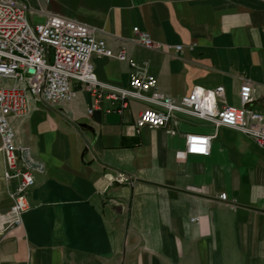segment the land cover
<instances>
[{
	"label": "crops",
	"instance_id": "obj_1",
	"mask_svg": "<svg viewBox=\"0 0 264 264\" xmlns=\"http://www.w3.org/2000/svg\"><path fill=\"white\" fill-rule=\"evenodd\" d=\"M24 1L32 24L55 15L95 28L167 97L222 87L218 106L239 107L249 82V108L264 116V0ZM134 27L158 48L134 43ZM91 65L98 81L128 86L127 62L93 56ZM74 88L72 102L30 101L11 119L17 143L45 170L34 176L21 225L0 236V264H264V148L181 113L167 127L174 135L136 133L139 113L159 107L129 100L122 114L106 112L104 92L88 114L92 95ZM187 134L212 137L209 155L176 160ZM4 169L0 152V213L14 187ZM121 176L127 181L116 182Z\"/></svg>",
	"mask_w": 264,
	"mask_h": 264
},
{
	"label": "built area",
	"instance_id": "obj_2",
	"mask_svg": "<svg viewBox=\"0 0 264 264\" xmlns=\"http://www.w3.org/2000/svg\"><path fill=\"white\" fill-rule=\"evenodd\" d=\"M28 14L24 0H0V152L5 163L3 180L14 183L9 192L11 206L7 212L0 213V236L21 225L22 215L28 210L27 194L35 183L34 176L45 170L28 147L17 143L11 119L23 117L30 101L45 105L72 102L76 97L74 85L82 86L92 95L88 114L99 108L104 92L112 105L106 112L122 114L129 100L159 107L161 111L146 109L139 113L134 121L136 133L148 128L165 129L174 135L175 130L167 127L170 123L177 125L175 114L181 113L204 120L215 129L236 131L264 148V116L249 108L252 101L249 82L239 88V107L218 106L224 95L222 87L195 86L189 95L174 100L161 94L156 78L138 71L137 63L128 59L123 49L113 52L98 38L95 28L55 15H49L42 24H32ZM133 33L132 41L137 45L148 50L158 48L147 32L134 27ZM181 49V45L173 47L175 52ZM93 56L127 62L132 70L128 86L120 88L98 81L91 65ZM211 139L200 134L185 135L184 148L175 152V159L208 156ZM126 181L123 176L116 180ZM219 199L225 201L226 195H219Z\"/></svg>",
	"mask_w": 264,
	"mask_h": 264
},
{
	"label": "rangeland",
	"instance_id": "obj_3",
	"mask_svg": "<svg viewBox=\"0 0 264 264\" xmlns=\"http://www.w3.org/2000/svg\"><path fill=\"white\" fill-rule=\"evenodd\" d=\"M10 191H11V190H10ZM10 191H9V192H10ZM9 192H8V197H9ZM9 199H10V198H9ZM10 201H11V200H10ZM10 206H11V205H10ZM8 209H9V208H8ZM7 211H8V210H7ZM7 211H5V212H7ZM5 212H3V213H5ZM21 219H22V218H21ZM14 228H16V227H13V228H11V229H14ZM11 229H10V230H11ZM10 230H9V231H10ZM9 231H8V232H9ZM6 233H7V232H6ZM6 233H5V234H6Z\"/></svg>",
	"mask_w": 264,
	"mask_h": 264
}]
</instances>
